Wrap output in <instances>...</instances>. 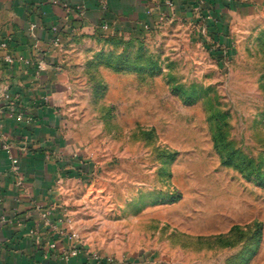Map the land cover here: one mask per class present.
Segmentation results:
<instances>
[{
  "label": "rangeland",
  "instance_id": "obj_1",
  "mask_svg": "<svg viewBox=\"0 0 264 264\" xmlns=\"http://www.w3.org/2000/svg\"><path fill=\"white\" fill-rule=\"evenodd\" d=\"M241 1L219 45L199 2L147 33L68 36L82 70L59 190L99 258L264 264V0Z\"/></svg>",
  "mask_w": 264,
  "mask_h": 264
},
{
  "label": "crops",
  "instance_id": "obj_2",
  "mask_svg": "<svg viewBox=\"0 0 264 264\" xmlns=\"http://www.w3.org/2000/svg\"><path fill=\"white\" fill-rule=\"evenodd\" d=\"M172 1L173 9L167 0H0V46H7L0 49V98L9 92L17 100L11 109L0 102V129L20 159L24 179L23 187L16 185L0 144V217L4 213L16 223H0V264H112L86 243L78 247L77 257L69 256L77 244L68 237L76 230L62 208L59 189L72 172L75 148L65 130L66 107L82 69L79 60H72L66 40L97 30L124 36L147 33L161 24L164 13L189 14L198 4ZM252 6L241 1L223 7L222 23L229 10ZM7 55L15 58L13 64L4 61ZM119 264L159 263L137 257Z\"/></svg>",
  "mask_w": 264,
  "mask_h": 264
},
{
  "label": "built area",
  "instance_id": "obj_3",
  "mask_svg": "<svg viewBox=\"0 0 264 264\" xmlns=\"http://www.w3.org/2000/svg\"><path fill=\"white\" fill-rule=\"evenodd\" d=\"M198 2L201 4V10L203 11V8L207 11L204 13V17L207 21H211L213 20L212 18V14H211V10H213L212 6L208 5L207 2H205L204 0H198ZM167 6L170 9H173L174 7V3L172 0H167ZM203 14V13H202ZM169 17L168 13H164L163 17L161 18V23H163L165 20H167ZM103 29H108L107 25L102 26ZM7 46L6 44H2L0 46V49H5ZM4 61L7 64H13L15 61V58H13L12 56H5L4 57ZM0 102H4L6 104V106L8 108H15L17 106V100L16 98L12 97V95L9 92H5L4 94H2L1 98H0ZM23 118V114L22 112H19L18 114V119L21 120ZM0 144H1V149L6 153L9 161H10V169H9V174L15 178L16 180V185L19 187H23L24 185V179L22 176V171H21V162L20 159H18L16 156H14L13 154V150L12 147L10 146V144L7 141L6 136L2 133L1 129H0ZM2 201V197H0V202ZM0 223L3 224H16L15 221L11 218H9L6 214H2L0 217ZM68 239L70 241H75V243L77 244L76 247H73L72 249H70L69 251V256L70 257H77L80 253V249L78 248L80 245H82V242L79 238V236L75 233L72 232V234L68 237ZM50 248H54V245H50ZM101 259V258H100Z\"/></svg>",
  "mask_w": 264,
  "mask_h": 264
},
{
  "label": "trees",
  "instance_id": "obj_4",
  "mask_svg": "<svg viewBox=\"0 0 264 264\" xmlns=\"http://www.w3.org/2000/svg\"><path fill=\"white\" fill-rule=\"evenodd\" d=\"M205 2L208 3V5L212 6L213 7V10H211V14H212V18L214 20L212 21H207L204 17V24L206 25V29L209 31L210 35H211V38L212 40L216 43V44H220L223 43L224 41V35H221L220 33L221 32V25H222V19H221V16H220V13L219 11L221 12V9L223 7L225 8H231V0H204ZM233 1V0H232ZM235 1V0H234ZM218 9H217V8ZM202 11V10H201ZM97 31H100V30H97ZM96 31V32H97ZM223 34V33H222ZM222 47L225 46V45H221ZM219 46V47H221ZM225 53L223 52L222 49L218 48L216 50H214V57L219 60L220 62L223 61V58H225ZM214 141H215V144L216 146H218L219 144V140L217 137H214Z\"/></svg>",
  "mask_w": 264,
  "mask_h": 264
}]
</instances>
